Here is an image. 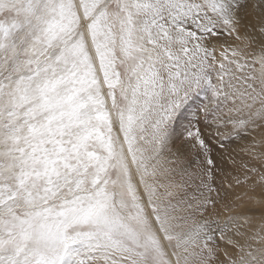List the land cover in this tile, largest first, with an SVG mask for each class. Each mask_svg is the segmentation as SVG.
Listing matches in <instances>:
<instances>
[{"label": "snow or ice", "instance_id": "obj_1", "mask_svg": "<svg viewBox=\"0 0 264 264\" xmlns=\"http://www.w3.org/2000/svg\"><path fill=\"white\" fill-rule=\"evenodd\" d=\"M251 6L264 35V0ZM248 7L249 0H0V264L215 259L210 244L223 229L204 213L219 192L199 125L223 137L229 124L238 133L264 120V45L255 68L236 49L218 57L212 44L237 33ZM245 111L247 119L232 115ZM177 134L205 157L196 195L161 164ZM254 239L261 246H241L230 264H264V236Z\"/></svg>", "mask_w": 264, "mask_h": 264}, {"label": "rangeland", "instance_id": "obj_2", "mask_svg": "<svg viewBox=\"0 0 264 264\" xmlns=\"http://www.w3.org/2000/svg\"><path fill=\"white\" fill-rule=\"evenodd\" d=\"M249 2L247 10L241 13L243 21H246L250 15L254 19L253 14L255 13L253 12L256 9L252 8L251 2L255 3L256 0H249ZM258 13L259 15H257ZM258 13L255 17L260 21L261 13L259 11ZM257 20L252 24L256 25ZM237 31L239 33L228 35L227 32H224L218 37L212 38L217 56L219 57L220 51L227 47L231 57V48L233 49L238 44L240 47L243 45V48L245 47L244 60L247 58L245 61L249 62V66L259 68L258 64L253 65L254 57L259 55L262 49L255 41L258 37L253 40L250 35H245L240 25H238ZM237 34L240 39L236 38ZM259 37L264 38V35ZM219 42L222 44L217 48ZM248 70L251 72L252 67H246L245 73ZM198 104L199 100L191 105L189 111L185 113L184 123L193 118L192 112L195 111ZM232 115L235 118L247 119L248 114L245 111ZM257 121L264 123V120ZM253 124H256V121L249 124L246 129L239 130L238 133L234 132L232 125L229 124L220 129L221 132L227 134L223 137L217 136L214 128L206 127L203 123L199 125L203 132V138L211 148L209 155L215 161L213 184L219 192L216 205L209 206L204 216L214 222L213 228L219 224L223 229L222 233L219 230L214 233L210 247L214 250L215 259L210 261V264H230V260H236L242 254L241 246L245 251H255L261 246V243L254 237L264 236V180H261V176H264V151H261L264 150V145L261 144L264 134L256 133L253 139L251 136ZM180 131L181 129L178 127L177 133ZM221 143L223 147H220ZM258 148L261 150H256ZM161 164L172 170V175L177 182H181L183 177V181L186 182L185 191L189 196L197 194L201 178L207 179L202 174V170L207 167L202 151L199 146L194 147L193 142L184 135L177 134L171 138L162 153ZM251 169H255V171H251ZM237 180L240 183H237ZM181 198L183 196L177 199ZM182 214V212H177V215ZM230 217L233 219H229ZM241 236H245L246 240L239 241ZM249 245L251 247H248Z\"/></svg>", "mask_w": 264, "mask_h": 264}, {"label": "bare ground", "instance_id": "obj_3", "mask_svg": "<svg viewBox=\"0 0 264 264\" xmlns=\"http://www.w3.org/2000/svg\"><path fill=\"white\" fill-rule=\"evenodd\" d=\"M253 2V1H252ZM252 2H251V5H252ZM250 3V2H249ZM254 9V8H253ZM251 13V12H250ZM253 13H255V14H253V16H254V19L251 17V15H250V17H248L247 19H246V21H243L242 20V17H243V15L241 14V20H240V26H241V28H242V30H243V32H244V34L245 35H250L251 37H255V38H257V39H255V41H256V43L259 45V46H261L262 47V45H264V38H261V37H259L261 34H260V32H259V30H258V25L257 24H259V20H257L258 18H256L255 16H257V15H259V13H258V11L256 10V11H254ZM258 13V14H257ZM257 14V15H256ZM246 15H248V14H246ZM261 15V14H260ZM257 20V22H256V25H254V24H252V23H255V21ZM238 32V31H237ZM239 33V32H238ZM262 37H263V35H262ZM243 39V38H242ZM212 40H214V39H212ZM220 40V39H219ZM254 41V42H255ZM215 42H217V41H215ZM214 42V43H215ZM235 42V41H234ZM237 42V41H236ZM240 42V41H239ZM228 43V42H227ZM232 43V42H231ZM238 43V42H237ZM261 43V44H260ZM222 44V42H219V43H217V48L220 46ZM230 44V43H229ZM242 45V44H241ZM227 48V47H226ZM222 49V48H221ZM228 49V48H227ZM232 49V48H231ZM233 49H236V50H238V51H240L241 53H242V57H241V62L242 63H246V64H248L249 65V62H247V61H245L244 60V54H245V47L243 48V45L240 47L239 46V44L238 45H235L234 46V48ZM250 49H252V48H250ZM256 49V48H255ZM249 52V51H248ZM252 53V52H251ZM230 55H231V52H230ZM245 72V71H244ZM247 72H249V70L247 71ZM239 75V74H238ZM252 130V135L251 136H253V139H254V136H255V134L256 133H263L264 134V123L262 124L261 123V121H257L256 120V124H253V129H251ZM250 137V136H249ZM252 139V140H253ZM249 140V139H248ZM261 144L262 145H264V138L262 139V142H261ZM256 150H261V148H258V149H256ZM261 151H264V150H261ZM263 186H264V183H263ZM263 198V197H262ZM264 199V198H263ZM239 241H241V240H246V237L245 236H241V237H239V239H238Z\"/></svg>", "mask_w": 264, "mask_h": 264}]
</instances>
